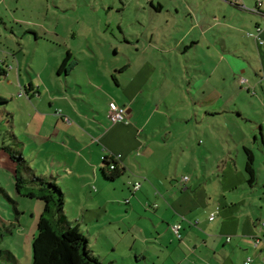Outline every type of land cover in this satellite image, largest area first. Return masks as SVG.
Returning <instances> with one entry per match:
<instances>
[{
    "label": "rangeland",
    "instance_id": "obj_1",
    "mask_svg": "<svg viewBox=\"0 0 264 264\" xmlns=\"http://www.w3.org/2000/svg\"><path fill=\"white\" fill-rule=\"evenodd\" d=\"M127 2L125 6L120 0L0 1V62L8 55V64L14 66L12 76L6 78L2 75L0 81V97L3 98V101L0 100V145L4 144L20 151L36 175L47 177L53 175L65 193V214L70 221L78 223L83 229L90 240L91 248L100 256L103 264L111 260H116L117 264H151L136 262L134 254L139 243L141 250L144 248L150 250L148 246L153 245L145 243L141 230H144L143 234L147 236L145 224L154 233L157 226L161 225V220L153 209L156 200L162 202L165 197L170 198V202L175 206L180 205L179 209L184 213L189 209L193 214H202L206 211L201 195L197 198L193 195L189 199L187 193L190 191L184 188L182 182L175 187L174 191H178L175 195L173 189L167 190L169 188L152 183V179H156L155 174L169 172L179 182L184 176L190 178L191 182H200L204 180L202 174L205 172L209 187L214 184L220 189L221 178L215 176L220 174L217 171L220 160L228 156L229 150L233 158L238 151L240 155L243 153L233 139L237 131L230 125V128L218 126L216 120L219 119L218 123H221L220 116L211 117L210 121L205 122V108L200 103H193L190 93L184 91L190 87L191 89H188L194 94V88L189 82L192 81L194 85L200 78L194 75L195 62L192 59L198 54L203 55L202 49L205 45H201L200 51L192 47L183 52L181 48L184 47V43L181 42L178 48L172 49V56L167 57L169 55L167 48L173 46L186 30L184 24L187 20L184 12L176 14L172 8L170 13L164 15L168 19L179 20V25L165 23L163 27L154 29L150 22L151 16L155 14L147 1ZM137 3L147 8V11L140 9ZM110 6L114 7L109 8ZM122 7L125 8L124 11H117ZM232 7L231 12L225 9L222 13H215L221 18V22L209 32V36L217 41L219 47L222 46L227 52L230 50L229 55L236 54L240 59H244L243 62L250 69L252 78L257 77L256 72L264 76L254 39L251 37L239 39V47H236V30L234 27L228 28L230 24L240 26L239 33L242 34L246 19L249 26L255 29L250 18L252 13L238 6ZM205 14L210 22H214L212 14ZM224 15H227L230 21L224 17L227 20L224 22L222 20ZM255 15L259 19L260 15ZM144 31L148 36L144 38H149L154 31L153 41L158 43L159 49L165 48V51L160 53L159 67L154 74L151 75L150 72L144 79L145 81L147 79V86L144 93L138 96L137 106L140 117H148L150 122L144 131L135 135L125 120L112 122L108 116L106 117L108 100L112 99V96L122 95V86L116 85L113 73L108 69L119 67L120 60L124 59L123 50L117 55H112L115 46L125 47L127 50L129 46H124L125 36L127 39L136 38L137 34L142 35ZM67 49H70L80 62L71 73L66 75L63 71L59 74L54 66L55 63L61 64ZM102 54L108 57L104 59ZM225 61L227 62L226 59ZM210 64L208 62L209 66ZM133 72L134 67L125 73L126 79L132 78ZM189 72L193 74L189 75ZM223 78L225 89L228 88L231 93L233 86L230 85V78L227 76ZM262 80L264 85V78ZM102 81L103 87L98 88ZM30 83L32 88L29 86ZM163 86H173L175 93L165 91ZM244 93L248 97L236 99L239 103L245 104L248 99H254L248 92ZM261 93L264 96L262 91ZM61 94H66L69 102L59 100L53 103L51 97H59ZM167 95L170 96V103H163L164 118L160 121L158 115H154L153 103L154 100L157 102ZM27 102L31 104L30 108ZM226 105L223 117L236 121L237 105L230 99ZM73 108L81 112L90 110L97 122L113 127V136L108 145L110 148L116 146L117 151L128 163L127 168L114 181L106 179L99 167L106 155L103 142L99 144L100 147L93 146L95 151L92 157L87 153L88 159L92 158L97 167L98 178V180L93 178L89 184L83 182L82 186L81 182L67 174L69 163L57 162L65 161L63 154L65 149L59 134L63 133L64 138L68 140L71 138L68 137L69 133L75 130L66 126L68 124L61 118V114H69L72 122L81 128L87 125L80 121L81 118L78 121L74 117ZM200 126H207L209 139ZM126 132L127 138L120 137ZM200 138L202 142L204 140L203 143L198 142ZM221 146L224 147L223 151ZM3 154L5 150L0 148V186L4 190H0V249L10 251L17 264H31V242L37 233V222L43 210V202L38 198L19 195L15 191L11 161ZM84 164L81 160L77 166L82 167ZM194 165L199 166L201 173L193 172ZM90 175L93 176L92 173ZM58 176L64 178L56 179ZM135 180L142 185L139 190H134ZM5 193L16 201L15 205L20 210L18 219L15 218L13 205L5 197ZM164 206L163 204L161 212L170 214L172 209L164 210ZM167 206L172 208L169 203ZM257 212L264 220L259 214V209ZM147 254L152 256L150 251ZM249 259L251 262V258ZM0 263L11 264L6 252L0 258Z\"/></svg>",
    "mask_w": 264,
    "mask_h": 264
},
{
    "label": "crops",
    "instance_id": "obj_2",
    "mask_svg": "<svg viewBox=\"0 0 264 264\" xmlns=\"http://www.w3.org/2000/svg\"><path fill=\"white\" fill-rule=\"evenodd\" d=\"M120 1L124 3L123 5L127 6V0L126 2H123V0ZM145 1H147L151 9H153V13L156 15L151 16L152 22H150L154 29L163 27L162 25L165 23L179 25V20H171L164 15L165 13H170L172 8H174L176 14L184 12V17L187 20L184 24L186 30L182 32L173 46L170 45V48H167V50H169V55L167 57L169 58L172 56V49L178 48L181 42L184 43V47L181 48L183 52L192 47L199 50L201 45H205L202 49L203 55L198 54L192 59L195 62L193 71L196 74L194 75L200 78L194 85L192 81H188L189 84L191 83L190 86L194 88V94L189 90L191 89L190 87H188L189 89L185 88L184 91L190 93V98L194 100L193 103H200V105L205 108V122L210 121L211 117L220 116L222 119L221 123H218L219 119L216 120L218 126L222 127L224 125L229 127L230 125L237 131V135L233 136V139L236 141L237 148L240 147L243 153L240 155L238 151L233 158V156H230L231 150H229L228 156L226 155L227 157H225L224 160H220V164L217 165V171L220 172V174L215 175L217 178H221L219 179L221 183L220 189L214 184H211V187H209V183L206 180L207 174H205V172L202 174V179L204 180L200 182H191L190 178L187 181L181 179L179 182L175 180L169 172H166V174H155L154 176L156 179H152V183L158 184L163 188H169L167 190L173 189L175 195L178 194V191L176 192L174 189L181 182L184 184V188L190 191L187 193L189 199H191L193 195L196 198L201 195L206 205V211L202 214H193V211L189 209L187 213H184L179 209L180 205L175 206L173 202H170V198L165 197V200L162 202L156 200L153 209L160 218L161 225L157 226L156 232L154 233L148 225L145 224L147 236H144V230H141L142 238L145 243H152L153 245L148 246L150 250L147 248L141 250V243H139L135 250L134 259L136 262H150L151 264H244L246 258L249 257L251 258L250 264H264V220L257 212L259 209V214L264 217V96L261 93V91L264 93L262 80L264 76L256 72L257 77L252 78L250 69L246 66V63L243 62L244 59H240V56L236 54H234V56H231V54L229 55L228 52H230V50L227 52L222 46H220L222 47L220 48L217 41L209 36V32L221 22V18L215 15L216 12L222 13L225 9L231 12L232 6H238L252 13L250 18L255 29L249 26L246 19H244V32L242 34L239 33V31H241L240 26H236L235 24L230 26V24L228 28L233 29L234 27L236 30V47H239V39L247 37L254 39L256 44L255 47L258 50L264 70V0ZM137 5L140 9L147 11V8L140 6L138 3ZM112 7L114 6H110L109 8ZM253 8H256V10L254 11ZM124 9L125 8L122 7L117 11L122 12ZM205 13L212 14L214 22H210ZM255 14L260 15L259 19L255 17ZM224 17L230 21L228 16L224 15L222 19L224 22H227ZM142 24L144 26V23ZM154 34L155 32L153 31L149 38H144L148 37L146 31H144L142 35L137 34L136 38L127 39L125 36L124 46H129L130 49L127 48L126 50L125 47L120 48L115 46L112 55H117L123 50L125 51L124 59L120 60L119 64H121L119 67L113 70L111 67L108 69L109 72L113 73L116 85L122 86V95L112 96L113 98L109 99L108 103L113 101L120 106H125V123L130 127V130H134L133 132L135 135L140 134L142 130L144 131L150 122L148 117H140L137 106L138 96L144 93V89L147 86V79L146 81L144 79L147 77L146 75L148 73L151 72V75L154 74L159 67L158 60L160 59V53H164L165 51V48H163V50L159 49L160 46L158 43L153 41ZM35 35L37 38L38 36L36 33ZM112 47H114V44ZM210 50L212 51L210 52ZM96 56L98 57L97 53ZM102 57L105 59L108 55L102 54ZM7 58L8 55H5V59L1 61L4 65L0 62V66L5 69L4 77L6 78L12 76L14 70V66L8 64ZM224 61L226 62L225 69L223 65ZM79 62L80 60L78 59V63ZM208 62L211 63L210 66ZM249 64L251 65V62ZM59 66L60 65L55 63L54 67L56 71ZM75 66L70 71L65 72L66 75L71 73ZM133 67L135 68V72L131 74L132 78L127 77L126 79L125 73L132 70ZM179 71L181 72V69ZM255 71L260 70L255 69ZM189 73V75L193 74V72ZM18 75L20 76V74ZM224 76L230 78V85L233 86L231 93H229L228 88L225 89L224 87ZM122 78H124V80H121ZM12 82H14L13 79ZM103 84L104 82L102 81L97 87L102 88ZM29 86L32 88L31 83ZM23 87L25 88V86ZM163 87L165 91L175 93V88L173 86ZM244 91L248 92L250 96L254 98L253 100L248 99L245 104L237 101L239 97H248ZM29 97L31 96L29 95ZM51 98H53V103L59 100L69 102L66 94ZM169 98L170 96L167 95L163 96V98L157 102L154 100V115L157 114L160 121L164 118L162 113L163 103L169 104ZM229 99L238 107L235 117L236 121L234 122L223 117L225 112L224 108L227 106L226 102H228ZM186 104L188 106L190 105L189 102ZM27 105H29L28 102ZM30 107L31 104L29 105V108ZM72 112L75 114L74 117L78 119V121L80 118H83L82 120L80 119V121L84 124L87 123V125L81 128L72 122V119L68 116L69 114H61V118L68 124L66 126L75 128V130L69 133L68 137L71 138L68 140L64 138L63 133L59 134L65 149L63 152L65 161L61 162L57 160V162L69 163L68 170L66 171L67 174L72 175L75 180L81 182L82 186L84 185L82 184L83 182L85 184L91 183L93 178L98 180L97 167L92 162V158L88 159L87 155L89 154L90 157H92V153L95 151L93 146L98 145L100 147L99 144L102 142L104 143V147L101 146V149L102 147L104 148L106 152L105 156L109 159L116 160L120 167L123 166L124 169H126L128 163L125 157L117 151L116 146L110 148L108 145V142L113 136V127L104 126L97 122L90 113V110L81 112L73 108ZM195 116L198 117V115ZM84 119H86V121ZM180 119L188 121V119L182 117H180ZM96 123L98 126H94ZM91 124H93V126ZM200 128L203 129L206 138H208L207 133L209 132H207V126H200ZM120 137L127 138V132L126 134H121ZM49 142L53 143L52 140H49ZM198 142L203 143L204 140L202 142L200 138ZM221 147L223 151L224 147ZM244 147L249 148L253 155L255 179L252 184L247 182ZM81 160L84 161L85 164L82 167L79 166L81 167L80 169L77 163ZM192 170L194 173H201L198 165H194ZM91 173L93 175L92 177L90 175ZM61 178L64 177L58 176L56 179ZM198 179H200V176ZM135 181H133V183ZM141 187L142 185L137 190ZM167 203L171 204L172 208L168 207ZM163 204L165 205L164 210L172 209L170 214L161 212ZM211 213H215L213 219H209ZM261 219L263 222L258 224L262 221ZM152 221L154 223V220ZM179 222L181 223V228L179 233H175L172 225ZM150 239L153 241H149ZM114 249L115 248H113V250ZM148 251H150L152 256H148Z\"/></svg>",
    "mask_w": 264,
    "mask_h": 264
},
{
    "label": "trees",
    "instance_id": "obj_3",
    "mask_svg": "<svg viewBox=\"0 0 264 264\" xmlns=\"http://www.w3.org/2000/svg\"><path fill=\"white\" fill-rule=\"evenodd\" d=\"M78 63V58L67 49L58 73L70 71ZM5 69L0 66V79ZM0 100L3 101V99ZM5 150L3 156L11 161L14 189L22 196L38 198L43 202V210L38 218L37 233L32 238L31 264H103L99 255L94 253L90 240L80 228L78 223L70 221L64 211L65 193L56 182L53 175H36L29 167L22 153L13 147L0 145ZM246 155L245 172L247 182L252 184L255 179L253 168V155L249 148L244 147ZM100 170L103 176L114 181L119 177L124 167L108 157H103ZM0 190L4 191L0 186ZM5 197L12 203L15 218L18 219L20 210L16 201L7 193ZM6 252L11 264H17L14 256L8 250L0 249V258ZM1 264V263H0ZM107 264H117L111 260Z\"/></svg>",
    "mask_w": 264,
    "mask_h": 264
},
{
    "label": "built area",
    "instance_id": "obj_4",
    "mask_svg": "<svg viewBox=\"0 0 264 264\" xmlns=\"http://www.w3.org/2000/svg\"><path fill=\"white\" fill-rule=\"evenodd\" d=\"M253 10L255 11L256 8H253ZM260 42H262V41H260ZM125 112H126L125 106H120V105L116 104L115 102L111 101L109 103V107L107 110V116L110 119V121L116 122V121H120V120L125 119ZM187 179H188L187 176H184L182 178V180H185V181ZM133 184H134V190H137L140 187V182H138V181H135ZM214 216H215V213H211L209 215V219H213ZM172 228H173L175 233H179V230L181 228V223L179 222V223L173 224ZM244 264H250V259L249 258L246 259Z\"/></svg>",
    "mask_w": 264,
    "mask_h": 264
}]
</instances>
